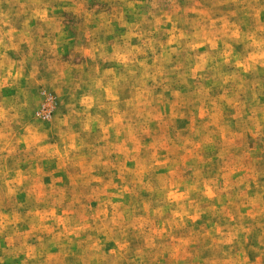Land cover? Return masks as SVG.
<instances>
[{
    "label": "rangeland",
    "instance_id": "1",
    "mask_svg": "<svg viewBox=\"0 0 264 264\" xmlns=\"http://www.w3.org/2000/svg\"><path fill=\"white\" fill-rule=\"evenodd\" d=\"M0 264H264V0H0Z\"/></svg>",
    "mask_w": 264,
    "mask_h": 264
}]
</instances>
